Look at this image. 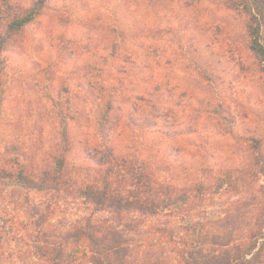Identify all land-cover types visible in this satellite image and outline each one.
<instances>
[{"label": "rangeland", "instance_id": "1", "mask_svg": "<svg viewBox=\"0 0 264 264\" xmlns=\"http://www.w3.org/2000/svg\"><path fill=\"white\" fill-rule=\"evenodd\" d=\"M32 9L28 26L10 29ZM251 22L264 43V0H0V166L49 163L66 128L70 164L91 163L101 147L96 105L112 102L115 153L146 162L160 182L240 169L253 139L264 149V70L249 49ZM25 195L16 189L23 211ZM239 198L218 193L205 205ZM61 207L52 229L93 212L72 198Z\"/></svg>", "mask_w": 264, "mask_h": 264}, {"label": "trees", "instance_id": "2", "mask_svg": "<svg viewBox=\"0 0 264 264\" xmlns=\"http://www.w3.org/2000/svg\"><path fill=\"white\" fill-rule=\"evenodd\" d=\"M37 15L32 9L13 19L10 29L25 28ZM248 37L264 70L259 22L250 23ZM103 103L95 111L101 147L90 153L91 163L70 164L66 128L50 149L49 163L37 169L0 166V185L7 188L0 190V264H264L261 142L253 139L251 158L240 169L211 181L160 182L146 162L115 153L110 135L115 124L108 117L112 102ZM17 188L26 191V211L14 199ZM218 193L241 198L209 211L205 204ZM69 198L92 214L52 229L63 213L61 201ZM101 212L110 219L93 220Z\"/></svg>", "mask_w": 264, "mask_h": 264}]
</instances>
